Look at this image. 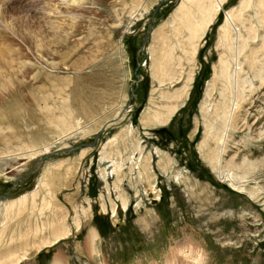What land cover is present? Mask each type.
<instances>
[{"label":"rangeland","instance_id":"1","mask_svg":"<svg viewBox=\"0 0 264 264\" xmlns=\"http://www.w3.org/2000/svg\"><path fill=\"white\" fill-rule=\"evenodd\" d=\"M72 1L0 0L34 20L14 30L0 20V260L63 223L67 236L18 264L56 253L64 264H264V81L242 97L223 153L206 136L213 110H202L220 99V29L240 0L225 3L193 58L184 0ZM179 93L170 119L154 120Z\"/></svg>","mask_w":264,"mask_h":264},{"label":"bare ground","instance_id":"2","mask_svg":"<svg viewBox=\"0 0 264 264\" xmlns=\"http://www.w3.org/2000/svg\"><path fill=\"white\" fill-rule=\"evenodd\" d=\"M184 1L187 3L183 4L181 8V13L183 16V21L187 23L190 29L188 32V36H189V44L192 45L191 57L193 58L196 50L195 43L198 41L199 38L203 37V35L206 32V29L211 25V23H213L214 18L217 16L220 10H224V5L226 2H228V0H189V1L184 0ZM72 2L75 3L77 2V0H73ZM192 4H197L196 5L197 8H194ZM51 6L52 5L49 4L46 5V7L45 5L41 6V9L43 10V14L47 15V13H45L44 10L46 9L47 12L49 8H51ZM251 9L254 13H256V16L254 15V17L256 18V22L250 21L251 18H249L247 12L248 10L250 12ZM12 11L13 10L11 9L0 8V20H2V22H5L4 24H6V28H10L14 30L15 27L17 28L23 25L25 26L28 25L27 29L28 27L31 28V26L34 27L33 17L28 16V14H26L25 17H24L25 14L23 16L20 15L21 17H19L17 15L12 14L11 13ZM42 19H44L43 20L44 22H47V18H42ZM40 22L41 21H39V25H41ZM54 22L50 21L51 27L53 29H58L57 24L55 23L56 24L55 25ZM39 30L40 32L42 31L41 29H38V31ZM3 38L6 39L7 37L5 38L4 36ZM255 40L259 42L256 43ZM14 41L13 43L11 42L10 44L11 45L16 44L14 43ZM240 41H241V45H239ZM8 45L9 43H7V47H8L7 49L12 50L10 45L9 46ZM219 45L220 47L224 48V52L222 53V55H224L225 57L224 60L220 61L215 66L216 72H215L214 82H216L218 79L223 84V87L219 90L220 99L218 102L212 103L213 108L211 107L208 108L211 105V101L209 102L206 100V102H209L210 104L209 105H207V103L204 104L202 110H204L206 114L208 113V109H210L211 111L213 110L211 114L209 113L210 115H212V118L208 120V123H206L207 124L206 136L212 135L211 139H215L217 148H219L220 153H223L226 138L228 136L229 129L233 123L235 112L238 109H240L242 106V99H243L242 97L246 96V91L248 89L250 92H253L255 90L254 88H256V85L254 82V78L256 79L257 77H260L259 79H262V82L264 81L263 79L264 78V0H240L238 6L225 10L224 23L222 24V27L220 29ZM37 46L41 47L40 44H37ZM228 46L231 48V51L226 52L225 48ZM172 50L173 49L171 48V50L168 53L169 55L172 54ZM20 60L22 61L23 59ZM154 71L162 72L159 62L155 66ZM163 75L166 74L163 73ZM192 80H193V76L189 77L188 82L184 84L181 91L183 90L188 92ZM163 81H164V77H163ZM213 85H214L213 83L212 84L210 83L211 88L206 91V98L211 97L212 91L215 88L213 87ZM169 97H173L175 101L171 105L167 106L163 111H158V110L156 111L154 120L156 119L157 122L166 123L170 119L172 114L176 111L179 105V100L182 99L183 94L179 93L175 96L171 95ZM218 120L221 123L218 124ZM218 161L219 162L221 161V157H219ZM227 177L230 179L229 181L231 182L232 185H234L235 187L236 186L240 187L236 185L235 183L236 180H234V178H232L231 175H228ZM35 195L36 192H33L31 194V198L33 202H35L34 201ZM26 200H27V194L23 198H20L18 202L22 205H25ZM11 207H12V203L11 205L6 206L7 213L9 212L8 209ZM61 225H62V227H60L61 230L53 232V234L51 233V238L45 237V238H41L39 241H35L32 246L25 247L22 253L14 256H10L7 260H0V264H18L20 263L21 260L27 258V254L29 252L27 250L28 248L31 249L32 247H35V249L39 250L42 247L58 242L60 239L64 238L71 232L70 226H68L67 224L65 225L63 223ZM76 226H78V221H76ZM98 236H99L98 230L94 227H91L89 229L88 236L85 238V244L89 246L90 249L89 252L96 251L97 249L96 241L98 240ZM11 238L13 239L12 241H14V238L12 236ZM64 261L65 260L63 255H61L60 253H56L54 254L50 264H64Z\"/></svg>","mask_w":264,"mask_h":264},{"label":"water","instance_id":"3","mask_svg":"<svg viewBox=\"0 0 264 264\" xmlns=\"http://www.w3.org/2000/svg\"><path fill=\"white\" fill-rule=\"evenodd\" d=\"M154 26H155V22L152 21L150 27L147 29V33H146V35H145V39H144L145 42H146V38H148V37L150 36L151 30H152V28H153ZM141 49H143V47H142ZM121 115H122V112L120 113V116H121ZM114 121H115V119L109 121L108 123H110V122H114ZM108 123H106V125H108ZM97 138H98V137H96V139H95V141L92 143V145H95V144H96ZM17 181H18V179H15V180L12 181V184H11L12 186H11V188L14 187V186L17 184ZM11 188H10V189H11ZM5 197H6V195H2V196H0L1 199H2V198H5Z\"/></svg>","mask_w":264,"mask_h":264}]
</instances>
